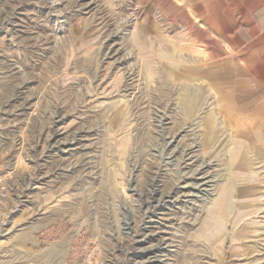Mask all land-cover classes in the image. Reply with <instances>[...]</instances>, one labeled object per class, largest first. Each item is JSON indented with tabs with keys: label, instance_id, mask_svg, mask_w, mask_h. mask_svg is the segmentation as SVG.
<instances>
[{
	"label": "rangeland",
	"instance_id": "374dc122",
	"mask_svg": "<svg viewBox=\"0 0 264 264\" xmlns=\"http://www.w3.org/2000/svg\"><path fill=\"white\" fill-rule=\"evenodd\" d=\"M186 1L0 0V264H264V177L169 67L207 59Z\"/></svg>",
	"mask_w": 264,
	"mask_h": 264
},
{
	"label": "crops",
	"instance_id": "0c3cea01",
	"mask_svg": "<svg viewBox=\"0 0 264 264\" xmlns=\"http://www.w3.org/2000/svg\"><path fill=\"white\" fill-rule=\"evenodd\" d=\"M170 1L175 8L178 6ZM175 1L183 7L187 3ZM207 3L211 4L199 13L212 30L206 38L205 63L198 66L185 38V54L171 53L169 59L174 57L176 63H169V67L175 70L177 64H183L176 72L185 83V92L200 80L201 93L206 90L214 95L216 131L230 134L229 156L235 170L243 177L249 176L250 198L254 191L255 196L260 195L264 177V0ZM212 120L210 117L211 128ZM250 203L253 206L251 199ZM236 221L250 222L251 218L241 214Z\"/></svg>",
	"mask_w": 264,
	"mask_h": 264
},
{
	"label": "bare ground",
	"instance_id": "6f19581e",
	"mask_svg": "<svg viewBox=\"0 0 264 264\" xmlns=\"http://www.w3.org/2000/svg\"><path fill=\"white\" fill-rule=\"evenodd\" d=\"M25 107V106H24ZM207 182L203 183L202 184H206ZM200 185V184H199ZM201 186V185H200ZM195 187V186H194ZM197 187H199L198 185L195 187V188H192V190H197ZM200 190H202L200 187H199ZM202 192V191H201ZM155 200V199H154ZM153 201V200H152ZM149 210V209H148ZM154 210V209H153ZM149 212V211H148ZM152 222V221H151ZM65 245H66V239H63L61 240L56 248H54V254L55 256L59 255L62 251H64V248H65ZM161 244H159L158 246L160 247ZM58 257V256H57ZM18 258V261L19 259H21L20 257H17Z\"/></svg>",
	"mask_w": 264,
	"mask_h": 264
}]
</instances>
